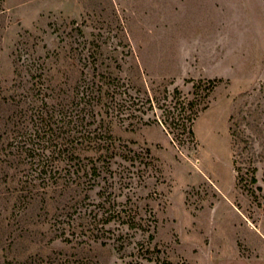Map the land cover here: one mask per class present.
<instances>
[{"label": "rangeland", "instance_id": "1", "mask_svg": "<svg viewBox=\"0 0 264 264\" xmlns=\"http://www.w3.org/2000/svg\"><path fill=\"white\" fill-rule=\"evenodd\" d=\"M81 79L128 158L64 210L30 109ZM109 191L122 251L68 222ZM0 264H264V0H0Z\"/></svg>", "mask_w": 264, "mask_h": 264}, {"label": "trees", "instance_id": "2", "mask_svg": "<svg viewBox=\"0 0 264 264\" xmlns=\"http://www.w3.org/2000/svg\"><path fill=\"white\" fill-rule=\"evenodd\" d=\"M101 85V81L81 79L71 88L70 94H59L51 103L33 104L26 111L19 108V115L16 114L21 119L26 117L28 109L31 110L36 122L34 133L41 132L45 136L49 149L44 161L37 163L38 170L31 180L32 194L54 196L64 210L80 204L79 195H76L79 189H92L100 177L105 178L103 173L109 170L113 157L128 158L122 154L120 145L115 144L110 121L102 117L97 107L101 98L97 89ZM37 92L43 93V88L37 87ZM188 131L191 132L190 128ZM134 215L130 207L126 209L109 191L103 192L97 202H92V207L80 208L77 217L69 218L68 222L79 220L75 225H81L84 232H88L86 240L81 239L83 242L91 239L106 245L111 241L117 251H122L126 232L121 225L141 226Z\"/></svg>", "mask_w": 264, "mask_h": 264}, {"label": "bare ground", "instance_id": "3", "mask_svg": "<svg viewBox=\"0 0 264 264\" xmlns=\"http://www.w3.org/2000/svg\"><path fill=\"white\" fill-rule=\"evenodd\" d=\"M238 210V209H237ZM249 224H251L249 221H248Z\"/></svg>", "mask_w": 264, "mask_h": 264}]
</instances>
